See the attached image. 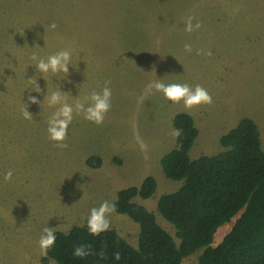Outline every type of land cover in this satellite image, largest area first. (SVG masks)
Listing matches in <instances>:
<instances>
[{
    "label": "rangeland",
    "instance_id": "374dc122",
    "mask_svg": "<svg viewBox=\"0 0 264 264\" xmlns=\"http://www.w3.org/2000/svg\"><path fill=\"white\" fill-rule=\"evenodd\" d=\"M189 17L201 25L190 33L184 31ZM53 22L57 28L50 30ZM33 43L41 49H29ZM62 49L72 51L76 69L69 67L62 80L63 74L50 73L44 80L33 52L47 57ZM10 61L17 64L14 73ZM32 77L40 94L31 86L24 92L25 79ZM157 78L199 85L212 103L185 109L159 92L145 95ZM105 82L112 96L103 123L74 113L67 147H58L47 133L54 108L29 104V94L43 100L47 84L49 93L59 86L73 98L79 91L83 100ZM71 96L67 102L74 104ZM22 103L31 119L24 117ZM181 112L193 116L200 132L193 159L224 151L221 136L243 118L258 124L264 146V0H0V264H43L38 241L44 227L68 232L82 226L91 208L115 203L120 190L141 186L148 176L156 178L157 192L137 202L180 243L157 205L182 185L161 166L176 145L173 119ZM94 155L102 159L101 168L88 166ZM9 170L13 175L6 181ZM233 222L218 230L214 245ZM108 229L138 247L140 225L129 216L111 213ZM202 252L184 264H199Z\"/></svg>",
    "mask_w": 264,
    "mask_h": 264
},
{
    "label": "trees",
    "instance_id": "16d2710c",
    "mask_svg": "<svg viewBox=\"0 0 264 264\" xmlns=\"http://www.w3.org/2000/svg\"><path fill=\"white\" fill-rule=\"evenodd\" d=\"M173 125L180 135L161 166L168 179L182 185L162 195L157 209L176 228L180 243L154 212L137 202L157 192L156 178L148 176L141 186L120 190L114 203L116 213L140 225L137 248L117 229L93 236L85 223L68 232L56 231L43 264H184L199 250V264H264V146L258 124L242 119L220 139L224 151L197 159L190 155L200 133L193 116L178 113ZM102 162L97 155L87 160L95 169ZM232 222L231 230L214 245L218 230ZM80 245L89 252L84 258L73 255Z\"/></svg>",
    "mask_w": 264,
    "mask_h": 264
},
{
    "label": "clouds",
    "instance_id": "9594fccd",
    "mask_svg": "<svg viewBox=\"0 0 264 264\" xmlns=\"http://www.w3.org/2000/svg\"><path fill=\"white\" fill-rule=\"evenodd\" d=\"M200 26L201 25L199 22L193 24L192 18L189 17L185 22L184 31L190 33L194 29H199ZM48 28L50 30H55L57 28V25L53 22L48 25ZM29 49L41 48L38 44L33 43L32 47ZM184 51L186 53H191V45L185 43ZM197 54H199V50ZM205 55L210 56L211 52H206ZM31 59L35 61V68L41 74V78H43L44 80L45 75L49 73L52 74L53 77H56L59 74H63V77L58 79V81L62 80L68 76L69 67H72L74 70L76 69V67L73 66V53L69 49L59 50L54 54L48 55L47 57H38L36 53L33 52ZM16 66H13L10 61L8 69H10L11 72L14 73L13 70L16 68ZM25 81L27 83V87L25 88L24 92L31 86L32 91L40 94L41 90L38 86L36 77L28 78L27 80L25 79ZM67 82L71 83L70 80ZM109 83L110 82H105V86L99 91H90L87 95L84 96L83 100L79 98V91L78 95L73 98L70 93L61 92L59 86H56L55 90L49 93L48 85L46 84L44 99L41 101H37L35 96L29 94L28 103L39 104L41 109L44 105H47L49 108H54V111L51 112V115L47 120L48 137L51 141L55 142L58 147L66 148L67 145L64 143V141L67 136L69 125L73 120L74 113L82 114L84 120L96 125H100L103 123L105 115L111 107L112 90L108 86ZM153 91L161 93L163 97L172 104L182 103L185 109H192L200 105H207L212 103V97L208 93L207 89L199 85L192 88L186 83H166L164 81V78H157L153 81H150L146 85L144 94L147 95L152 93ZM68 96H71L73 98V100L75 101L74 104H69L67 102ZM22 104L24 105V117L26 119H31L32 115L27 111V105H25L24 103ZM172 135L173 137H178L180 135L179 130L174 129ZM12 175L13 173L11 170L7 171L4 174V180H11ZM115 211V204L110 203L107 200L100 203L98 207L91 208L86 217V227L88 232L91 235L96 236L106 231L109 228V215ZM55 241L56 235L54 229L47 226L44 227L38 241L41 256L47 255L48 250L54 245ZM88 254L89 252L84 245L77 246L73 250V255L78 258H84ZM118 258L119 255L117 254V259Z\"/></svg>",
    "mask_w": 264,
    "mask_h": 264
},
{
    "label": "crops",
    "instance_id": "0c3cea01",
    "mask_svg": "<svg viewBox=\"0 0 264 264\" xmlns=\"http://www.w3.org/2000/svg\"><path fill=\"white\" fill-rule=\"evenodd\" d=\"M243 119H244V118H243ZM241 120H242V119H241ZM241 120H240V121H241ZM239 123H240V122H239ZM221 138H222V136H221ZM221 138H220V139H221ZM139 186H140V185H139ZM139 186H137V187H139ZM151 199H152V198H150V199H148V200H151Z\"/></svg>",
    "mask_w": 264,
    "mask_h": 264
},
{
    "label": "bare ground",
    "instance_id": "6f19581e",
    "mask_svg": "<svg viewBox=\"0 0 264 264\" xmlns=\"http://www.w3.org/2000/svg\"><path fill=\"white\" fill-rule=\"evenodd\" d=\"M143 74V73H142Z\"/></svg>",
    "mask_w": 264,
    "mask_h": 264
}]
</instances>
